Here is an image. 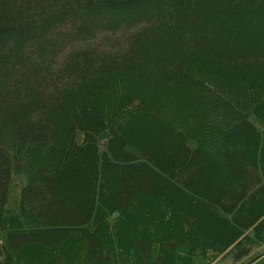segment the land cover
Here are the masks:
<instances>
[{"label":"trees","instance_id":"1","mask_svg":"<svg viewBox=\"0 0 264 264\" xmlns=\"http://www.w3.org/2000/svg\"><path fill=\"white\" fill-rule=\"evenodd\" d=\"M0 264H264V0H0Z\"/></svg>","mask_w":264,"mask_h":264}]
</instances>
